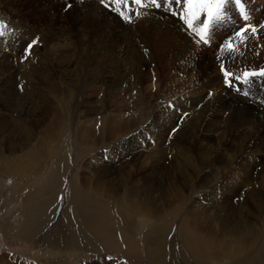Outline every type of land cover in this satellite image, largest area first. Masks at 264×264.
I'll use <instances>...</instances> for the list:
<instances>
[{
    "label": "bare ground",
    "instance_id": "6f19581e",
    "mask_svg": "<svg viewBox=\"0 0 264 264\" xmlns=\"http://www.w3.org/2000/svg\"><path fill=\"white\" fill-rule=\"evenodd\" d=\"M73 5H76V3ZM96 10L97 9H95V11ZM20 11L22 12V10ZM88 11L90 14L92 13L90 10ZM107 14L105 13V15ZM44 18L45 17H43V19ZM78 18L80 22H83L81 14H78ZM88 18L90 17L88 16ZM146 18L149 19L148 17ZM87 20L89 24H93L92 22H94V21L91 22L89 19ZM151 22H153L152 18H151ZM143 23H145L144 19H143ZM95 25L97 26V24ZM107 25L109 26V24ZM146 27L147 26H145V28ZM147 31L148 33L151 34L150 36L147 35L145 29L138 30L137 32V35L140 37L139 39L142 40L139 44L140 50L133 48L132 45L130 44L131 42L129 41L128 43L126 42L128 46H125L121 52V46H122L121 45L119 50L117 51L118 53H115V55L109 54L108 53L109 51H107L108 49L106 48L101 49L102 44L99 41L100 38L95 37L94 40L91 37H88V34L89 32H91V29L88 30L86 27H83L76 34L70 31L69 32L61 31L60 32L61 37L58 39V41L54 42L51 45L47 42L49 44L48 46L50 47L53 46L51 48V51L53 52L52 53L53 61H55L53 62V66L50 65L46 66L44 60L42 59L44 57L43 56L44 54L40 52L41 49H39L38 46L36 47V45L34 50L32 49L33 52L31 53V55H29L27 59H23L24 55H21L20 52L18 55H16L15 51H13L12 54H8L10 52L9 50L8 53L5 51L6 48L11 49V45L8 44L9 40H4L2 42L0 40V85L4 86L9 80L12 79L17 80V75L22 74L21 81L28 84L31 93H34L35 94L34 96H37L39 98H42L43 95H45L44 97L47 103L45 106L47 109H42L41 107L38 113H36V111H33L35 112L36 115L32 120L23 118L21 114L19 116L14 115L10 117L12 120L10 121L9 126L6 128V131L8 132L10 138H7V147L5 149L9 153L5 154V152H0V170L4 171L5 173L7 172L16 175L18 174L21 176H24V174H28V176L29 174L39 175L44 167L42 168V165L40 164L41 156L39 157L35 153V151L39 150V148L30 146L32 140L35 138L33 129L35 128L36 130H39L40 133L43 132L45 133V135L47 134L46 135L47 138H43L42 142L44 141V139L45 140L47 139L48 141L50 140L49 145L55 143L59 139L58 135L56 136V131H58V129L61 127V123H62L61 119L64 116L65 111L63 112L61 109L59 111L56 105H53L51 101H49L51 99L48 93L44 90L46 87L45 88L43 86L40 87V84L42 82L50 85L54 91H55L54 88L56 87L60 88L59 85L60 80L68 84L70 81L74 82V88L72 87L71 95L67 96L69 100L70 99L73 100L77 98L76 96L77 88L75 87V83L81 85L84 84L83 87L85 88L90 87L89 90L96 91L95 92L96 94L94 95V98L91 99L92 101L91 102L90 100H88V98L85 97L83 93V89L79 88L78 90L79 95L80 93L82 95V102L80 104L84 105V103L86 102V105L84 106L78 105L80 107V110L78 108L79 111L75 110L74 112H72L74 116L76 117V114L78 117H80L81 115L82 117L87 115L86 116L87 118L88 115L89 116L96 114L101 115L99 116L98 119L96 118L97 121L96 123L94 124L92 123L86 126L85 127L86 130L83 133H80L81 135L77 137L76 142L79 144V146L81 147H83L84 145L97 146L98 144L100 145L103 144V146L101 147V150H103L104 148H107L108 145L106 143H108V141H114L116 137H121L122 135L127 134L133 130L137 131L138 129L137 127L140 126L141 123H144V121L142 120L139 121L138 118L130 119L131 117L130 118L127 117L125 119V122H121L120 120L115 119L117 117L116 115L114 116L113 114H111L108 117L110 119L107 123L108 126H106L105 128L103 126V121L106 122V119L108 118H105L104 120L103 115L106 112V108L108 107V95H112V93L114 94L120 93L122 95V90L124 92V89H122L121 87L118 88L116 86V84H122L121 81L122 79H120V77L117 81V77L118 75H121L120 74L121 72H118V74L115 75L111 73L117 68H120L124 70V73L122 74L132 73V75H134L135 73H140L141 75L144 72L146 73V75L147 73H149V75H154L156 72L155 71L156 68H152V67H155L157 65L156 60L158 56L156 54H159V56L164 55L168 52L169 50L168 47H171L170 43L173 42V38H166L165 36H160V35L158 36L157 31H156L157 33H155L150 29H147ZM27 33H29V31ZM41 34H43V32ZM41 34L39 32L40 37ZM128 36L129 35H127V37ZM19 45H21V48L24 47L23 44H19ZM50 47L48 48L50 49ZM63 55L65 57H63ZM9 59L11 61H9ZM143 60L145 61L148 60L149 66H145L146 63ZM163 61L164 64L161 63L160 68H164L165 62L169 63V59H167V57L163 58ZM10 64H14L15 69L12 66L10 67L13 68V70L7 67ZM110 70H112V72ZM151 71L154 73H152ZM56 72L58 73V75ZM123 79L126 80L125 77ZM130 86L132 85L130 84L128 87ZM195 87L194 89H197ZM200 91L203 92L200 97L205 98L206 96L209 98L206 92L207 90L205 91L200 90ZM37 92H39L40 94H36ZM192 93H194V91H192ZM105 96H107L106 103L103 101V98ZM213 96L211 99L214 98ZM109 98L112 99L114 98V96L113 97L110 96ZM160 98H164V97H160ZM215 101L216 103H214ZM215 101L213 102L212 100L209 99L207 107L194 120L195 127L197 129L195 130L197 132L196 133L188 132L191 140L189 141L186 139L183 140L182 137H180V133H179V135L173 138L172 143L165 148L163 146L164 143L162 144L164 138L161 139L162 138L160 136L161 133L159 132V134H157L158 135L157 139L159 140H156V142L160 146L159 145L157 146L156 144L153 145L158 148L160 147L158 150L150 146L148 148L143 147L141 148L140 151H137L139 147H137V150L135 147L134 148V150H136L135 152L130 151L131 153H126L125 154L126 156L123 155L124 158L125 157L129 158V161L128 160L123 161V163L125 164L120 167V172H121L120 176H117L118 177L117 179H113L114 183H111L112 180L111 181L109 179L103 180L101 177L99 178L98 176L97 177L87 176L83 178V180L78 179L77 181L76 179L68 180L69 182H68L67 192L69 196L67 197V199L68 201L69 199H73L72 200L73 204H71V208L74 209L72 211H74L75 214V215H70V217L76 220V223L78 220L80 223L74 225V221L70 222L67 220L66 225L68 226L64 227L63 229L64 233L62 235L59 236L51 235L49 232L39 238L40 232L44 229V224H46L48 220H51L52 216L50 213L54 212L53 209H52L53 211H49L51 209L49 207L50 206L49 202L53 204V202L56 201V196L54 199V197L52 196L53 197L52 198L51 195L55 194L56 190L61 189L60 187L63 186V184H60L61 186L58 184L57 178L59 177V174H63L64 178H68L70 176L69 174L71 173V170L73 169V165L70 160L67 159L68 163H66L65 161L62 164V159L59 158L56 164L51 167L50 173L46 176V178L44 177L45 178L44 181L41 178L40 179L42 181L36 179V181L33 184H31L26 190H23L20 185H16L14 188L10 187L11 190H9L10 192L9 195H7L8 196L7 199H11V200L15 199L17 194H20L19 197L22 199V204L21 206H19V208H17V210L14 209L15 208L14 207L10 210L7 209L4 213L0 214V222L3 223L5 233L10 236H14V237L16 236L17 238L37 237L38 239L37 238L33 239L34 242L41 244L45 243L52 248L54 246H56L57 248L61 247L63 250H65L64 256L67 255L68 257H73V256L75 257L79 255L82 256L84 253L87 254V252H101L102 250H106V249L111 250V248L113 247L117 249L118 252H122L124 256L128 258L130 257L132 261H134L137 264H164L163 256H162L163 254H165L164 239L166 235L169 234L168 228L170 226V222L168 223L165 217V210L163 209L164 207L161 208L159 211V208H157L155 203H151L152 200L154 201V199L157 198L156 196L155 198L152 196L154 192L151 191V189H153L151 187L154 186L148 185L150 186V188L148 187L145 188L133 182H135L136 179H138L137 176L134 177V174L136 173L137 175L143 171H146V167L150 163L154 165L160 164L161 161L164 162L167 160L166 159L167 156L176 155L177 157L176 159H178L177 166L180 168L181 172L186 171V173H184L182 177L174 178V180L170 179L169 180V184H171L170 188L168 189V191L158 190L157 192H159L160 194L169 195V192L170 193L176 192V193H180L181 196L187 200L191 195L195 196L198 193H200L201 190L205 193L207 190H209V188H211L210 186L212 185V183L217 182V180L224 182V184L226 185L225 189H227L228 193L232 194L231 198L237 196L238 195L237 192L239 191L243 193L244 191H247L244 194L241 193L244 199L240 203L241 208L245 211L246 220L248 222V223L246 222L247 224L246 228L252 229V230L248 229L249 231L247 233L237 230L236 228H232V229L226 228V226L222 224L221 222L222 219L221 220L219 219V214L217 213L216 215L210 216L209 212L211 213L210 210H212L213 208L212 202H214L215 200V194H213V192H210L205 196L203 194L204 198H202L203 196L198 199L196 198V201L193 203L194 204L193 211L184 212L183 216L181 217V223L178 232H180L181 236L185 237L184 240L185 243L189 241L188 244H190L191 246L189 247V249L192 250L191 252L193 253L192 263L193 264H264V157H263L264 156V113H260L259 115L261 117L256 118L253 115H251L248 112V110L245 109V107L244 108L237 107V109L234 108V110L237 111L236 112V111H232V107H233L232 105L231 107L228 106L226 103H222L220 98H216ZM187 103L188 102L182 103V105L180 106L181 108L180 111H183V113L185 111L191 110V107H185V104ZM188 104L191 105V103ZM32 106L36 109V107L38 106V102L34 101V103L31 104V107ZM178 106L179 103L174 106L173 110L171 108L168 110L169 116H172L173 123H175L176 120L179 119L182 114V113L181 114L176 113ZM228 111H230V114H228L227 117L225 118L223 114H226ZM172 112H175V114H172ZM49 114H51V116H49ZM234 114H237L238 116L235 117ZM141 116L142 115H140V117ZM188 116H185L184 113V117H182V119H179L180 123L183 122H185L186 124H188V122L190 123L191 119H189ZM92 120L93 119H91L90 121ZM93 121L95 122V120ZM113 121L117 123L115 126L112 125V123H114ZM154 121L155 120L150 121L149 124H147L148 127ZM173 123L171 122L168 125V128H173ZM13 132L20 134H14ZM76 135L77 134H75V136ZM137 138L138 137L133 135L131 137V140L134 143H136ZM8 144L10 145L8 146ZM116 148H118V145ZM24 149H26L27 151L23 153L25 159L22 164L20 161L21 158L23 157L22 152L24 151ZM77 151H79L78 147H77ZM77 151L75 153H77ZM115 151L117 152V150ZM197 151L203 152V155L205 156V157L203 156L204 161L198 159V157L200 156L198 155L197 157V154H199ZM18 153H21V155ZM117 156L119 160L121 161L123 160L121 159V156H119V154H117ZM110 157H111V153H110ZM100 158L102 159L101 160L102 162H100V164L106 167L110 165V160L106 162L102 157ZM115 159L116 158H114L113 156V158H111V161H114ZM205 161H206L205 164L206 166L202 167L198 171L197 167L203 166V162ZM181 163L186 164L187 169H182ZM112 166L108 167V169L111 170ZM97 167H98L97 164H93L92 171H97L96 170ZM118 168L116 170L117 173H119ZM205 168L208 169L207 170L208 172L212 173L211 182L209 181L210 184L209 182H204L203 179L200 178L203 171L206 170ZM255 170L257 171L255 172ZM194 172L196 174H193ZM90 173L89 175H91ZM112 174H114L113 171L109 175ZM193 175H198L196 178V183L194 182L195 178H192ZM147 176H150V173H148ZM173 176H171V178ZM145 178L148 179V177ZM65 184L67 183L65 182ZM96 187H99V189H102L104 192L106 191L107 192L110 191V192H108V195H106L105 197L90 193L93 190H95ZM160 198L161 196L158 197L159 200L155 199V201L157 203H161L162 201L158 202L161 200ZM227 198L224 197V199L221 200L220 204L223 205V203L227 201ZM203 203H206V206ZM177 204L176 206L178 207ZM48 207L49 210L46 211ZM63 208L68 209L66 205ZM38 209H44V211L40 213L41 215L37 213ZM166 209H168V207ZM216 209H219L218 205L216 206ZM256 209H258V212L255 211ZM14 211H17V214H19L18 216H20L16 224H12L11 221L7 219V216L8 215L12 216L11 214ZM61 213L64 212L61 211ZM256 213L262 216L261 223H258V219L256 218ZM6 221H8L7 224L4 223ZM59 222L60 221H57L55 226H53L54 229L52 233L62 230L63 225L61 226ZM228 223L230 224V222ZM141 246H143L142 251L140 250ZM260 246L262 247V251L259 252V248H261ZM173 247H174L173 249H175L176 244H174ZM17 255L18 254L16 255L9 254L7 255V257L5 256L0 257V264H28V262H30L27 259H23L22 256H17ZM216 256H218L220 259H218V257ZM90 264L93 263L90 262Z\"/></svg>",
    "mask_w": 264,
    "mask_h": 264
},
{
    "label": "rangeland",
    "instance_id": "374dc122",
    "mask_svg": "<svg viewBox=\"0 0 264 264\" xmlns=\"http://www.w3.org/2000/svg\"><path fill=\"white\" fill-rule=\"evenodd\" d=\"M51 3H53V4H51ZM75 3H76V5H73ZM87 3H88V0H81V1L80 0H69V1H67V0H17V1L0 0V21L3 20L5 22V20H6L7 25H5V26L10 28L8 31V35L0 38L1 42L4 40H9L8 44L11 45L12 50L6 48L5 51L8 53V50H9L10 52L8 54H12V52L15 51L16 55H18L19 52L21 53V55H25L24 49L26 48V46L29 43H31L33 40H36L37 42L29 50L30 55L33 52L35 45H36V47L38 46L39 49L42 50V51L40 50V52L42 54H44L43 55L44 57L42 59L44 60V63L46 64V66L47 65L53 66V62H55V61H53V55H52L53 52L51 51V48L53 46L50 47L48 45L49 44L51 45L54 42L58 41V39L61 37V33H60L61 31H66V32L70 31V32H73L74 34H76L83 27H86L88 30L91 29V32H89V34H88V37H91L92 39H94L95 37L100 38L99 41L102 44L101 49L106 48V49H108L107 51H109L108 52L109 54H114V55H115V53H118L117 51L119 50L121 45H122L121 46V52H122V49H124L125 46H128L127 43L129 41L131 42L130 44L132 45L133 48L140 50L139 44L142 40L139 39L140 37L137 35V32H138V30H142V29H145L147 35H149V36L151 34L148 33L147 29L154 31L155 33L158 32L157 33L158 36L160 35V36H165L166 38H173V42L170 43L171 47H168L169 50L166 54L160 55V56H159V54H156L158 56L157 60H156L157 65L155 67H152V68H156L155 69L156 72L154 75H149V73H147V75H146V73H144V72L141 75H140V73H135L134 75H132V73L131 74L125 73L126 74L125 75V74H122V73H124L123 69L117 68L113 72H112V70H110L112 72L111 74H114V75L118 74V72H121L120 73L121 75H118V77H117V81L120 77V79H122L121 80L122 84H116V86L118 88L121 87L122 89H124V92L122 90V95L120 93L119 94L112 93V95H108V107L106 108V112L103 115L104 120H105V118H108L111 114H113L114 116L115 115L117 116L115 119L120 120L121 122H125V119L127 117L128 118L131 117L130 119L138 118L139 121L142 120V121H144V123H141L140 126L137 127L138 128L137 131L133 130L127 134L122 135L121 137H116V139H114V141H108V143H106L108 145L107 148H104L103 150H101V147L103 146V144H101V145L98 144L97 146L96 145H94V146L93 145H86V146L84 145L83 147H81L76 142L77 137H79V135H81L80 133H83L86 130L85 127L88 126L89 124L96 123L97 122L96 118L98 119L99 116H101V115H97V114L91 115V116L88 115V117L86 118L87 115L82 117V115L79 113L81 116L78 117L76 114V117H75L74 114L72 113L75 110L76 111L80 110L79 106L81 105L80 103L82 102V95H81V93H80V95L78 93L79 88L83 89V93H84L85 97L88 98V100H90V101H91V99L94 98L96 91L89 90L90 87H86V88L83 87L84 84L81 85V84L75 83V87L77 88V91H76L77 92V95H76L77 98H75L73 100L72 99L69 100L67 96L71 95L72 87L74 88V82L70 81L68 84V83L60 80V84H59L60 88H57V87L54 88L55 91L51 88L50 85H48L46 83L42 82L40 84V87H42V86L44 88L46 87L44 90L48 93V95L51 99L49 101H51V103L53 105H56V107L59 109V111H60V109L63 112L65 111L64 112L65 114L61 119L62 121L60 120L62 122L61 127L58 129V131H56V136L58 135L59 139L55 143H52L51 145H49L50 140L48 141L47 139L46 140L44 139V141L42 142L43 138H47L46 137L47 134L45 135V133H43V132L40 133L39 130H36L35 128L33 129L35 138L32 140V143L30 146L39 148V150L35 151V153L39 157L41 156L40 157V164L42 165V168L44 167L42 172H40L39 175L29 174V176H28V174H24V176H21L18 174L16 175V174H11V173H7V172L5 173L4 171L0 170V207H3V208H0V214H2L7 209L10 210L14 207H15L14 209L17 210V208H19V206H21V204H22V199L19 197L20 194H17L15 199H12V200L7 199V197H8L7 195H9V192H10L9 190H11L10 187L14 188L16 185H20L23 190H26L31 184H33L36 181V179L39 181H42V180L44 181L46 176L50 173L51 167L56 164V162L59 158L62 159V164L65 161H66V163H68L67 159L71 161V163L73 165V169L71 170V173L69 174L70 176L68 178H64L63 174H59V177H58V174H57L58 184L59 185L63 184V186L60 185L61 189H57L55 194L51 195V197L53 196L54 199L56 196V201L53 202V204H51V202H49V205H50L49 207L51 208L50 210H49V207L47 209L46 208L45 209H46V211L47 210H49V211L54 210V212L50 213L52 216L51 220H48L46 222V224H44V229L40 232L39 238L44 236L45 234H47L49 232L51 235H56V236L62 235L64 233V231H63L64 227L68 226V225H66L67 220L70 222L74 221V225L80 223L79 220L76 223V220H74L72 217H70V215H75V214H74V211H72L74 209L71 208V204H73L72 203L73 199H69V201L67 199V197L69 196V194L67 192V187H68V182H69L68 180H70V179L75 180L76 179V181H77L78 179L83 180V178H85L87 176H89V177L90 176H94V177L98 176L99 178L101 177L103 180H108V179L110 181L112 180L111 183H114L113 179H117L118 178L117 176H120V173H121L120 167L125 164V163H123V161L124 160L129 161V158H126V157L124 158V156H126L125 155L126 153H131L132 151L135 152L137 150V147H139V149L137 151H140L141 148H143V147L148 148L150 146L154 147L156 150H158L160 148V147L158 148V147L153 146L154 144H156L157 146L159 145L156 142V140H159V139H157V136H158L157 134H159V132L161 133L160 134V136L162 137L161 139L164 138L162 144L164 143L163 146L165 148L168 147L172 143L173 138H175L177 135H179V133H180V137H182L183 140L184 139H186L188 141L191 140L188 132L189 133H192V132L196 133L197 132L194 120L207 107L209 99L214 102L216 98H220L222 103H226L228 106H231V105L233 106V107L231 106L232 111H236V110H234V108L237 109V107L238 108H244L245 107V109H247L248 112L256 118L261 117L259 115L260 113H264V81H263V79L261 78L258 80V79H256L257 77L253 78L252 82L249 85H247V86L241 85V91L237 92L235 90V88H231L227 84L224 83V81L222 79V73H221L220 67H219L220 62L224 61V62H226V69L229 71H232L234 73H237V74H241L242 71H244V70H254V69L263 68L264 67V29L258 27L256 33L248 34L246 45L241 44L239 41V38L236 40V42L234 44L237 46L239 52L243 53L242 55H239L238 53L229 54L227 50H225L224 53H220V51H219L220 46L215 47L214 45H212V46H204V45L196 46V45H194L192 42V39L189 37V35H187L186 30L184 29L183 23H182V21L179 20V17L173 16L168 12H166L165 15L160 14V13H152L151 12L147 16L139 18V19L135 20L134 23L129 24V23L124 22L118 16L116 17V15H117L116 13H114V12L112 13V11H110L109 9H106V8H104V6L102 7V5H99L97 0H89V3H91V4H89V3L87 4ZM75 8H77V9H75ZM95 9H97V10L95 11ZM20 10H22V12ZM88 10H90L92 12L91 13L92 15L89 13ZM29 11H32V12H29ZM72 11H74V12H72ZM78 11H80V12H78ZM25 12H27V13H25ZM36 13H38V14H36ZM105 13L106 14L108 13V14L105 15ZM78 14L82 15V21L83 22L79 21ZM58 15H60V16H58ZM66 16H68V17H66ZM88 16L90 18H88ZM6 17H7V19H6ZM43 17H45V18L47 17L46 21H45V18L43 19ZM112 17H113V20H112ZM146 17H148L149 19H147ZM76 18H77V20H76ZM107 18H108V20H107ZM151 18H152L153 22H151ZM22 19L23 20L25 19V20L23 21ZM87 19H89L91 22L94 21V22H92L93 24H89L87 22L88 21ZM116 19H117V21H116ZM143 19H144L145 23H143ZM14 20L16 21V23ZM67 20H68V22H67ZM259 21L261 24H258V26L264 25V17L263 16L260 17ZM84 22H86V23H84ZM98 22L100 25L98 24ZM46 23H48V24H46ZM95 24H97V26ZM107 24H109V26ZM10 25H12V26H10ZM32 25H34V26H32ZM145 26H147V27L145 28ZM138 27H141V28H138ZM225 27L230 32L233 30V27L230 24H226ZM50 28H51V30H50ZM223 28L224 27H222V29ZM42 29H43V31H42ZM40 30L43 32V34H41L42 32ZM22 31H23V33H22ZM28 31H29V33H27ZM36 31H38V32H36ZM18 32H20V33H18ZM39 32L41 34V37L39 35ZM35 34H36V36H35ZM183 34H185V35H183ZM127 35H129V36L127 37ZM121 37H122V40H121ZM121 42H122V44H121ZM19 44H23V46H24V47H22L23 49L21 48V45H19ZM48 47H50V49ZM21 49H22V51H21ZM114 49H116V50H114ZM52 50H54V49H52ZM183 51H185V52H183ZM49 52H51V53H49ZM190 54H192V55H190ZM218 55L220 56V60L217 59ZM63 57H65V56L63 55ZM165 57H167V59H169V63L165 62L164 68H160V64L161 63L164 64L163 58H165ZM6 60H8V59H6ZM9 61H11V60L9 59ZM143 61L146 63L145 66H149L148 60L147 61L143 60ZM173 63H175V64H173ZM18 65H20V64H18ZM10 66H12L15 69L14 64H10L7 66L13 70V68H11ZM178 67H180V68H178ZM185 69H187V70H185ZM55 71H56V69H55ZM152 73H154V72H152ZM18 75H17V80L12 79V80H9L4 86L0 85V92L2 91L0 93V99H1L0 100L1 101L0 102V120H1L0 121V150L1 151L0 152H5V154L9 153L5 149L7 147V138H10V136L8 135V132L6 131V128L9 126V123L12 120L10 117H12L14 115L19 116L21 114V116L23 118L32 120L36 115L35 112H33V111H36V113H38L39 109H41V107H42V109H47L45 107L47 104L45 101V97H44L45 95H43L42 98L34 96L35 94L31 93L30 88L28 87V84L21 81L22 80V74H20L19 76ZM57 75H58V73H57ZM9 77H10V75H9ZM124 77L128 82L123 79ZM147 80H148V82H147ZM188 80H189V82H188ZM235 83L240 84V82H235ZM128 84L129 85L131 84L132 86L128 87L129 86ZM135 84H136V86H135ZM20 86H22V89ZM135 87H137V88H135ZM194 87L197 89H194ZM245 87H247V89H248V95L247 96L244 95V88ZM200 90H204V91L207 90L206 92H207V95L209 96V98L206 96H205V98L200 97L201 94L203 93ZM53 91H54V93H53ZM192 91H194V93H192ZM160 93H161V95H160ZM36 94H40V93L37 92ZM217 94H219V95H217ZM147 95H149V96H147ZM213 95H215V96H213ZM110 96H112V97L114 96V98L111 99V98H109ZM189 96L192 98V100ZM212 96L214 97L213 98L214 100L211 99ZM105 97L103 98V101L106 103L107 96H105ZM160 97H164V98H160ZM61 98H62V100L63 99L64 100L62 101ZM59 99H60V101H59ZM185 100H187V101H185ZM34 101L38 102V106L36 107V109L33 106L31 107V104L34 103ZM114 102H117V103H114ZM186 102L191 103V105H189L188 103L185 104V107H191L190 111L184 112L185 116L189 115L188 118L191 119V122L190 123L188 122V124H186L185 122L180 123V120H179V119H182V117H184L183 111H180V109H181L180 106L182 105V103H186ZM72 103H73V105H72ZM178 103H179V106L177 108L176 113H179V114L182 113V114H181V117L179 119H177L175 123H173L172 116H169L168 110L170 108L173 110L174 106L177 105ZM214 103H216V101ZM84 105H86V102L84 103ZM84 105H81V106H84ZM78 108H79V110H78ZM4 110H5V112H4ZM172 114H175V112H172ZM228 114H230V111H228L226 114H223V115L226 118ZM66 115H67V118H66ZM140 115H142V116L140 117ZM255 115H257V116H255ZM49 116H51V114H49ZM234 116L237 117L238 115L234 114ZM91 119L95 120V122L93 120L90 121ZM168 119H170V120H168ZM109 120L110 119L108 118V119H106V122L103 121V126L105 128H106V126H108L107 123ZM153 120H155V121L152 124H150L148 127L147 124H149V122L153 121ZM120 121H118V122H120ZM113 122L114 123H112V125L115 126L117 123L115 121H113ZM171 122L173 123V128H168V125ZM86 123H88V124H86ZM77 124H78V127H77ZM79 126H81V127H79ZM74 131H76V132H74ZM14 134H20V133L15 132ZM75 134H77V135L75 136ZM182 134H184V135H182ZM133 135L138 137L136 140V143H134L131 140V137ZM151 135H153V136H151ZM148 143H149V145H148ZM9 145L10 144H8V146ZM117 145H118V148H116ZM109 146H110V148H109ZM112 146H113V148H112ZM77 147H78L79 151H77ZM135 147H136V150H134ZM74 150H76L77 153H75L76 151H74ZM89 150H90V152H89ZM115 150H117V152ZM26 151L27 150L24 149L22 154ZM49 152H51V153H49ZM164 152H165V149H164ZM197 152L199 153V154H197V157H198V155L200 156V157H198V159H200L201 161H204L203 160V156H204L203 152H201V151H197ZM110 153H111V157H110ZM18 154L21 155V153H18ZM117 154H119V156H121V159H123L122 161L119 160V158H117L118 157ZM113 156L116 159L114 161H111V158H113ZM100 157H102L106 162L108 160H110V165L106 167V166L100 164V162H102L101 161L102 159ZM176 158H177L176 155H169L166 157L167 160L164 162L161 161L160 164L154 165V164L150 163L146 167V171H143L137 175H136V173L134 174V177L137 176L138 179L139 178L140 179L139 180L136 179V181L133 183H137L138 185H141L142 187H145V188L146 187L150 188V186H148V185H152V186H154V187H151V188H153V189H151V191L154 192L152 196L154 198L156 196L157 198H155V199H158V197L161 196V198H160L161 200L158 201V202L162 201L161 203H157L154 198H153L154 201L151 198V200H152L151 203H155L157 208H159V211L161 208L164 207L163 209L165 210V217H166L168 223L170 222V226L168 228L169 234L166 235V237L164 239V241H165V254L162 255L164 264H181V263L182 264H193L192 263V260H193L192 254L193 253L191 252L192 250L189 249V247H191L190 244H188L189 241L187 243H185L184 242L185 237L181 236L180 232H178L179 226L181 223V217L183 216L184 212L193 211V208H194L193 203L196 201V198L197 199L201 198L203 196V194L205 196L206 194L213 192V194H215V200H214V202H212L213 208L211 207L212 208V210H210L211 213L209 212L210 216L216 215V213H217V214H219V219L220 220L222 219L221 222L224 226H226V228H228V229L236 228L237 230H240V231H243L244 233H247L251 228H246L247 227V224H246L247 220H246L245 211L240 206V203L244 199V197L241 195V193L244 194L247 191H244V193L239 191V192H237L238 195L240 194L239 196L237 195L234 198L233 197L231 198L232 194L227 192V189H225L226 185L224 184V182L217 180V182L212 183V185L210 186L211 188H209V190H207L205 193L201 190L200 193H198L195 196L191 195L190 196L191 198L189 197L187 200L184 197H182L180 193H176V192H172V193L169 192V195L167 194L168 196L165 193H164L165 195L160 194L159 192H157L158 190H162V191L167 190L168 191V189L170 188V185H171V184H169L170 179L174 180V178L182 177V175L184 173H186V171L181 172L180 168L177 166V160L178 159H176ZM24 159H25V157L23 154V157L21 158V161H20L22 164L24 162ZM170 163L173 165H171ZM93 164H97V166H98L96 169L97 171H92ZM181 164H182V169H187L186 164H183V163H181ZM205 164H206V161L203 162V166L197 167L198 171L202 167L206 166ZM118 165H119V168H118ZM111 166H112V169L109 170L108 167H111ZM209 166H211V165H209ZM117 168L119 169L118 170L119 173L116 172ZM205 169L206 170L203 171L200 178H202L204 182H209V181L211 182L212 173L208 172L207 168H205ZM34 170H35V167H34ZM89 170H91V171H89ZM112 171L114 172V174L109 175L112 173ZM256 171L257 170H255V172ZM90 172H92V173H90ZM89 173L91 175H89ZM148 173H150V176H147ZM193 174H196V173L194 172ZM171 176H173V177L171 178ZM197 176L198 175L192 176V178H195L194 179L195 183H196ZM145 177H148V179ZM143 179L144 180L146 179V180L144 181ZM65 182L67 184H65ZM141 182H142V184H141ZM210 182H209V184H210ZM58 192H60V193H58ZM108 192H110V191H108ZM108 192L107 191L104 192L102 189H99V187H96V189L90 193L105 197L106 195H108ZM21 193H23V192H21ZM204 196L202 198H204ZM226 196L230 197V198H227ZM224 197L227 198V201L226 202L224 201L225 203H223V205H222V204H220V202H221V200L224 199ZM177 202H178V204H177ZM171 203H173V204H171ZM176 204L178 205V207L176 206ZM203 204L206 206V203H203ZM65 205L67 206L68 209L63 208ZM217 205L219 206V209H216ZM167 207H168V209H166ZM184 210H186V211H184ZM214 210H215V212H214ZM225 210H226V212H225ZM43 211H44V209H38L37 213L40 214ZM61 211L64 213H61ZM255 211L258 212V209H256ZM52 214H54V215H52ZM11 215L13 217L8 215L7 219H9L12 224H16L18 222L19 217H20V216H18L19 214H17V211H14ZM261 217L262 216H260L258 213H256V218L258 219V223H261V219H262ZM237 218H239V219H237ZM57 221H60L59 223L61 224V226L63 225L62 226L63 228L61 231H57V232L52 233V231L54 229L53 226H55ZM7 222L8 221H6L4 223L7 224ZM228 222H230V224ZM179 237H181V238H179ZM183 237H184V239H183ZM18 238L16 236L14 237V236L7 235L5 233L3 223L0 222V257H3V256L7 257V255H9V254L10 255L18 254L17 256H22L23 259H27L28 261H30V262H28V264H90V262L93 264H137L134 261H132V259L130 257L128 258V257L124 256L122 252H118V250L113 248V247L111 248V250L106 249V250H102L101 252H87V254L86 253L83 254L84 256L79 255L80 257L79 256L68 257L67 255L64 256L65 250H63L61 247L57 248L56 246H54L52 248L45 243L41 244V243L34 242L33 239H36L37 237L36 238H33V237H31V238L30 237L20 238V237H18ZM174 244H176L175 249H173ZM142 247L143 246H141V248H140L141 251L143 250ZM260 251H262V247L259 248V252ZM216 257H218V256H216ZM218 259H220V258L218 257Z\"/></svg>",
    "mask_w": 264,
    "mask_h": 264
},
{
    "label": "snow or ice",
    "instance_id": "6c2138e0",
    "mask_svg": "<svg viewBox=\"0 0 264 264\" xmlns=\"http://www.w3.org/2000/svg\"><path fill=\"white\" fill-rule=\"evenodd\" d=\"M99 3L106 9L115 12L117 16L126 23H134L135 20L148 15V9H164L173 16H178L182 21L187 35L192 39L196 46H210L212 34L217 28L231 23L229 7L238 10L239 17L245 21L243 27L239 28L234 36L239 38L241 44L247 43L246 33L250 30L252 33L257 32V26L247 23L250 16L246 14V5L243 0H99ZM264 29V25L259 26ZM8 35V29L3 21H0V38ZM33 40L24 49L23 59L30 55L29 50L36 43ZM225 50L231 53H240L237 46L233 43V37H228L220 45V53ZM220 60V56L217 57ZM220 71L225 84L235 88L237 92L241 91V85H249L253 78H264V68L259 70H244L241 74L234 73L226 69V62H220ZM235 82H240L236 84ZM22 89V86H20ZM244 95H248L247 87L244 88Z\"/></svg>",
    "mask_w": 264,
    "mask_h": 264
}]
</instances>
